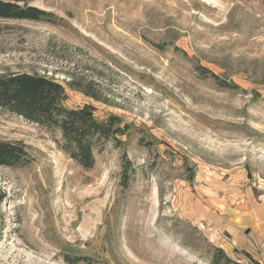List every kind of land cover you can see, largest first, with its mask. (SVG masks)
Listing matches in <instances>:
<instances>
[{
  "label": "rangeland",
  "instance_id": "rangeland-1",
  "mask_svg": "<svg viewBox=\"0 0 264 264\" xmlns=\"http://www.w3.org/2000/svg\"><path fill=\"white\" fill-rule=\"evenodd\" d=\"M29 6L51 16L0 19V76L54 79L68 107L120 119L121 144L86 170L0 111L31 158L0 166V264H264V0Z\"/></svg>",
  "mask_w": 264,
  "mask_h": 264
},
{
  "label": "trees",
  "instance_id": "trees-1",
  "mask_svg": "<svg viewBox=\"0 0 264 264\" xmlns=\"http://www.w3.org/2000/svg\"><path fill=\"white\" fill-rule=\"evenodd\" d=\"M30 1L0 0V19L40 22L51 16V13L29 6ZM210 76L220 85L237 88L220 80L217 75ZM65 101L63 86L47 76L32 73L0 76V111L23 118L47 131L59 132L62 150L84 169L91 170L95 166L96 151L110 141L121 144L118 140L120 128L117 126L120 119L112 116L106 121H100L92 105L71 108ZM30 163L31 158L23 145L0 140V166L22 167ZM129 164L126 159V171ZM4 199L5 194L0 190V203ZM83 260L87 259H80ZM212 264L231 263L226 256H216Z\"/></svg>",
  "mask_w": 264,
  "mask_h": 264
}]
</instances>
